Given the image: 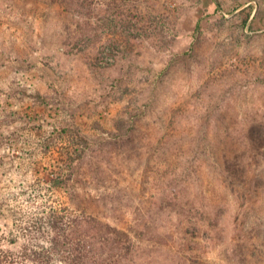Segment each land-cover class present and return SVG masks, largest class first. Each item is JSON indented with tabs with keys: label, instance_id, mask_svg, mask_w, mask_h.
<instances>
[{
	"label": "rangeland",
	"instance_id": "1",
	"mask_svg": "<svg viewBox=\"0 0 264 264\" xmlns=\"http://www.w3.org/2000/svg\"><path fill=\"white\" fill-rule=\"evenodd\" d=\"M218 1L0 0L4 253L94 218L134 264H264V0Z\"/></svg>",
	"mask_w": 264,
	"mask_h": 264
},
{
	"label": "trees",
	"instance_id": "2",
	"mask_svg": "<svg viewBox=\"0 0 264 264\" xmlns=\"http://www.w3.org/2000/svg\"><path fill=\"white\" fill-rule=\"evenodd\" d=\"M215 1L220 7V2ZM135 27L137 25L134 24L133 29ZM131 31L133 34V30ZM39 97L47 99V96L41 93ZM76 223L73 229L72 225L62 234L55 231L50 237L51 245L54 249H59L65 264H134L133 246L126 232L94 218H84ZM145 227V222L139 225L141 239H144L142 230H145ZM50 259L49 250L42 251L24 246L22 250H6L4 253L0 249V264H46Z\"/></svg>",
	"mask_w": 264,
	"mask_h": 264
}]
</instances>
